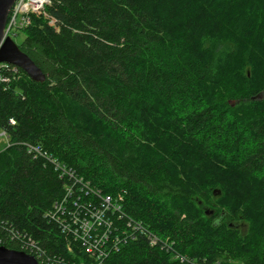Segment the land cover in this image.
<instances>
[{
  "label": "trees",
  "instance_id": "16d2710c",
  "mask_svg": "<svg viewBox=\"0 0 264 264\" xmlns=\"http://www.w3.org/2000/svg\"><path fill=\"white\" fill-rule=\"evenodd\" d=\"M29 19L17 46L45 80L0 85V246L86 259L49 214L109 197L158 243L102 264H264V0H48Z\"/></svg>",
  "mask_w": 264,
  "mask_h": 264
},
{
  "label": "built area",
  "instance_id": "2783aa9c",
  "mask_svg": "<svg viewBox=\"0 0 264 264\" xmlns=\"http://www.w3.org/2000/svg\"><path fill=\"white\" fill-rule=\"evenodd\" d=\"M48 0H16L8 17L4 28L2 42L6 38L15 36L17 30L24 28L30 23V14H40L43 12ZM51 23H53L51 21ZM21 69L5 63H0V85L6 88L11 82L21 77ZM12 126L15 124L13 119L8 120ZM9 139L4 129H0V151L9 146ZM33 150L39 153L41 150L34 146ZM61 166L56 165L55 169H60ZM63 172L65 171L64 167ZM62 174V173H61ZM64 174H67L65 171ZM72 177V174H67ZM63 176V175H61ZM70 192V189H67ZM67 200L55 202L53 205L54 212L49 214L51 218L59 223L61 231L64 235L72 236V241L79 244L80 253L86 259L82 258L78 261L66 259L61 255H55L52 258L47 255L40 254L37 248L31 243L29 248L24 247L23 250L29 255L33 256L39 264H102L104 259L109 255L110 251H118L128 240H134L138 234L146 236L151 245L158 243L155 236L150 235L143 229V226L128 221L124 226L119 225L118 222H113L106 217V213L111 211H120L119 206L112 202L109 197H104V204L101 208L88 210L87 206H83L85 210L83 213L77 209L76 203L72 200V205L76 207L74 210L67 209ZM69 218H67V217ZM119 219L116 218V221ZM70 238V237H69ZM164 247V246H163ZM67 253L73 254L71 247H67ZM183 260V259H182Z\"/></svg>",
  "mask_w": 264,
  "mask_h": 264
},
{
  "label": "water",
  "instance_id": "95a60500",
  "mask_svg": "<svg viewBox=\"0 0 264 264\" xmlns=\"http://www.w3.org/2000/svg\"><path fill=\"white\" fill-rule=\"evenodd\" d=\"M16 0H0V63L5 62L20 68L34 82L42 83L45 77L41 70L24 54L11 38L2 42L3 32L10 11ZM0 264H39L37 260L22 251L0 246Z\"/></svg>",
  "mask_w": 264,
  "mask_h": 264
},
{
  "label": "rangeland",
  "instance_id": "374dc122",
  "mask_svg": "<svg viewBox=\"0 0 264 264\" xmlns=\"http://www.w3.org/2000/svg\"><path fill=\"white\" fill-rule=\"evenodd\" d=\"M14 34H16V35L15 36H12V40L14 41V43L16 45H18L23 40V35H22L21 32H18V31H16Z\"/></svg>",
  "mask_w": 264,
  "mask_h": 264
}]
</instances>
